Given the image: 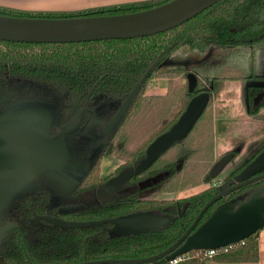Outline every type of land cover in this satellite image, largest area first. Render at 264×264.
<instances>
[{
    "label": "trees",
    "instance_id": "obj_1",
    "mask_svg": "<svg viewBox=\"0 0 264 264\" xmlns=\"http://www.w3.org/2000/svg\"><path fill=\"white\" fill-rule=\"evenodd\" d=\"M168 1L171 0H146L58 12H23L0 6V14L37 18L117 15L146 10ZM207 46L216 50L213 55ZM179 50L193 52L201 60L188 68L180 63L168 65L167 61L178 55ZM258 50H264V0H219L174 28L133 39L59 44L0 40V112L20 103L53 105L52 122L46 130L49 137L59 136L72 118L81 113L76 133L67 137V145L70 163L83 171L69 198L55 200L46 175L36 173L31 187L0 210V226L12 225L0 234V264L134 260L153 257L168 249L219 189L203 188L182 199L167 200L142 199L140 194L152 190L178 192L201 181L210 182V170L219 160L213 158L211 95L222 88L225 80H245L248 114L262 118L259 112L264 109V76L257 75L254 69ZM207 55L210 59L203 60ZM189 74L195 77L192 88L187 79L183 85L172 81ZM153 76L168 79L164 95L147 94ZM252 80L262 84H251ZM200 93H207L209 102L191 131L173 140L151 165L127 179L121 191L98 198L95 192L108 178L126 168L137 169L146 158L147 146L176 123L190 100ZM123 103L126 104L120 120L103 134V126L113 119ZM92 115L100 119V125L88 124ZM263 149L264 142L231 169L224 182L232 175L241 174ZM108 155L122 164L103 178L101 160ZM186 170L195 177L202 175L201 180L190 182L189 177L182 175ZM154 177L158 181L144 184ZM262 182L245 185L227 198L213 202L197 226L228 199L241 195L246 198L253 185ZM138 212L165 215L170 219L161 228L124 235L110 233L113 227L110 221L76 228L61 227L43 219L52 216L94 222ZM261 229L227 250L218 251L212 258L191 252L174 264H205L208 260L256 262ZM141 264L171 263L162 258Z\"/></svg>",
    "mask_w": 264,
    "mask_h": 264
},
{
    "label": "water",
    "instance_id": "obj_2",
    "mask_svg": "<svg viewBox=\"0 0 264 264\" xmlns=\"http://www.w3.org/2000/svg\"><path fill=\"white\" fill-rule=\"evenodd\" d=\"M217 1L219 0H171L159 6L132 13L73 18L11 17L0 14V40L59 44L103 39H133V37H144L174 28ZM194 79V75H188L190 88L193 86ZM208 102L209 95L207 93L195 95L179 115L178 121L147 146L146 158L141 161L137 169H123L118 175L108 179L103 187L96 191V195L107 197L119 190L127 179L139 170L151 165L153 160L161 152H164L173 140L185 137L200 118ZM36 153L37 150L33 148L13 146L0 138V194L6 190L3 194L6 199L11 197L13 191L18 189L22 183L24 184L30 177L39 172L35 165L28 166L12 179L5 180L7 175L17 171ZM228 161V155L216 161L210 170V175L216 176ZM263 171L264 149L242 170L243 181L220 191L207 201L193 223L183 232V235L165 251L148 258L95 260V262H80V264H141L154 263V261L162 258L169 262V260L193 251L221 249L242 242L264 227V182L253 185L252 192L247 198L241 199L237 206L227 201L218 206L205 221L198 226L197 224L199 218L213 202L226 197L227 194L240 189L241 186L264 181ZM1 204L0 210L4 208V205ZM163 218H167L169 222V216L149 212H138V214L123 215L111 220L94 222H74L52 216H46L43 219L61 227L76 228L110 221L113 227L109 229V232L114 235H124L161 228L163 226L150 228V225L162 221ZM11 226L10 224L0 226V234Z\"/></svg>",
    "mask_w": 264,
    "mask_h": 264
},
{
    "label": "rangeland",
    "instance_id": "obj_3",
    "mask_svg": "<svg viewBox=\"0 0 264 264\" xmlns=\"http://www.w3.org/2000/svg\"><path fill=\"white\" fill-rule=\"evenodd\" d=\"M1 7H3V6H1ZM5 8H9V7H5ZM9 9H11V8H9ZM13 9L23 11V12H28V11L52 12L50 10L35 11V10H31V9L26 10V9H22V8L21 9L13 8ZM215 51L216 50H212L211 55H213L215 53ZM261 52H264V50H262ZM177 53H179V54L174 56V57H171L167 61L168 65H170V64L171 65H174V64L177 65L178 63H180V64H185V68H188L189 66L196 64L199 62V60H201L193 52L190 54L185 50H179ZM210 57L211 56L207 55V57H203V60L210 59ZM263 63L264 62L261 59V57L260 56L257 57V63H256L257 66L255 67L256 73L261 74V75H262V73H264V64ZM154 78H158V77L153 76L151 78V80L147 86L148 87V89H147L148 95H155V94L163 93V91L160 90L161 87L158 89L155 86H153V82H155L153 80ZM164 78H166V77H164ZM186 79L188 82V76L185 77V75H180L178 77H175L172 81L176 85H178V84L183 85L186 83ZM244 81L245 80H238V81H236V85L241 86L246 82V81L245 82ZM253 81L254 80L251 81V84ZM168 82L169 81L166 78V90L164 91V93H166V91L168 89V87H167ZM233 83H234V81H233ZM162 86H164V85H162ZM161 89H163V87ZM221 90H222V88H221ZM219 91L220 90H217L211 96L212 102H213V100L217 101L216 97H218V99H220L223 96V93H221L222 91H220V92ZM221 94H222V96H221ZM161 95H164V94H161ZM236 97L239 100L238 94ZM125 104L126 103L121 104L120 107L118 108L117 112L113 116V119L108 124L103 126L102 131H101L103 134H105L107 130H109L118 120H120V115L123 111ZM53 114H54L53 105H50L47 103L43 104V103H39V102H31V103L28 102V103L17 104L14 108L10 109L9 111L2 112V113L0 112V138H3L5 142L10 143L13 146H23V147H29V148H33L34 150H37V153L33 156L32 159H30L25 164H22V166H20L17 171H14L13 173L7 175L5 177V180H7V179L10 180L14 176L18 175V173L21 172L24 168H26L28 166L35 165L37 167V170L39 171L38 173L45 174L47 176V178L49 179L48 182H49L50 190L56 196L57 195L59 196V195L65 194L66 192H70L72 190V184H71L72 179H70L68 173L70 175H72V174L68 169H73V168L70 167V165H71L70 161H69L70 149H68L67 137L73 133H76V128L78 127V124L80 122L81 113H77L72 118V120L63 128V130L59 136L49 137L48 135H46V130H47V127L49 126V124L52 122ZM259 116L262 117V119H264V110L263 109L260 110ZM91 123L96 124V125H100L101 121L97 116L92 115L91 120H90V122H88V124H91ZM98 150H99V148H97L95 150V153ZM225 154H222L220 158L227 156L229 153L226 152ZM251 154H249V155H251ZM230 157H231V155H230ZM245 157H247V156H242V157L236 156L233 161H231L228 164H225L226 167L222 169L223 171L221 173H217L216 176H210L211 177L210 182L215 181L212 178L216 177V179H217L218 177L221 178L222 176H224V174L226 173V170H228L232 165L236 164V162L239 161L240 158H242V160H243V159H245ZM114 159L117 162H120V164H122V162L120 160H118L117 158L114 157ZM201 165L202 164L199 163V167ZM188 172H189L188 170L183 171L182 175L185 178L189 177L188 180H190V182L192 181L194 183L196 180H199V181L201 180L202 175H199V177H197V176L195 177L194 175L193 176L190 175L191 172H189V174H188ZM74 175L75 176L77 175V177H78L79 173L74 174ZM242 176H244V174H242L239 178H241ZM157 179H158L157 177H154L151 180L146 181L144 184H149V183L158 181ZM237 179H238V177L234 180H237ZM217 181H218V179H217ZM32 183H33V180H32V177H30L24 184L22 183V185L19 186L18 189L13 191L12 196L7 197V199L5 196H3L4 192L6 191V190H4V192L0 194V203H2L1 205H4V207H5V205L10 204V202L20 192H23L26 189H28L29 187H31ZM70 185H71V187H70ZM203 188H207V184L202 183V181H201L194 186L184 188V189H182V191L175 192L169 196H172L175 199H182V197H187L189 195L195 194V193H197V191L202 190ZM159 192H161V191H159ZM159 192H156V190H152L147 194L153 193L154 196L159 197L160 196ZM244 198H245V196H244ZM167 222H168V219L163 218L162 221L156 222V223H153V225H150V228L164 226Z\"/></svg>",
    "mask_w": 264,
    "mask_h": 264
},
{
    "label": "crops",
    "instance_id": "obj_4",
    "mask_svg": "<svg viewBox=\"0 0 264 264\" xmlns=\"http://www.w3.org/2000/svg\"><path fill=\"white\" fill-rule=\"evenodd\" d=\"M145 1L146 0H0V5L11 9L22 8L26 10H50L52 12H58ZM207 49L209 51L213 50L211 46H207ZM261 51L258 50L255 53L254 69L257 66V57L260 56L264 62V52ZM183 65L185 66V64ZM256 74L264 76V73H262V75ZM153 80L155 81L153 82V86L158 89L163 87V89L160 88V90L163 91L161 94H164L166 90V78L159 77ZM255 84L260 83L256 82ZM222 85V90L220 89V91H222L221 93H223V96L221 94L222 97L220 96V99L216 97L217 101L213 100L212 102V130L214 133L213 158L225 154L226 152H229V157L233 155V153H236V156H248L255 152L264 142V119L253 117L248 114L246 82L240 86L236 85V81L233 83V81L225 80ZM237 94L239 95V100L236 97ZM259 97L260 95L255 98L256 102L259 100ZM118 163L119 162H117L113 156H107V158L102 161L101 174L106 175L108 172L115 169ZM172 194L173 193L167 195L160 194L159 197L145 194L141 196L145 199H150L152 197L167 198L172 197L169 196ZM205 264H264V227L259 231L258 235V260L256 262L222 263L215 260H208Z\"/></svg>",
    "mask_w": 264,
    "mask_h": 264
},
{
    "label": "flooded vegetation",
    "instance_id": "obj_5",
    "mask_svg": "<svg viewBox=\"0 0 264 264\" xmlns=\"http://www.w3.org/2000/svg\"><path fill=\"white\" fill-rule=\"evenodd\" d=\"M256 82H258V81H253L252 82V84H255ZM247 83V82H246ZM259 83V82H258ZM248 85V84H247ZM256 85V84H255ZM257 85H261V84H257ZM214 93V92H213ZM213 93H212V95H213ZM211 95V96H212ZM213 128V127H212ZM213 141H214V133H213ZM69 149V148H68ZM213 151H214V149H213ZM227 153H229V152H227ZM69 155H70V151H69ZM222 155V154H221ZM221 155H219V156H217V157H214V160H218V158H220L221 157ZM108 156H112V155H108ZM236 157V153H233V155H231V157L229 158V160L230 161H228L226 164H228V163H230L231 161H233L234 160V158ZM105 158H107V157H105ZM105 158H103V159H105ZM103 159L101 160V165H100V176L101 177H103V178H106L107 176H109L110 174H112L118 167H119V165H120V162L116 165V167H115V169H113L112 171H110V172H108L106 175H102L101 174V167H102V161H103ZM240 161H242V158H240V160L239 161H237L236 162V164H234V165H232L228 170H226V173L224 174V176H222L221 178L220 177H218L217 179H218V181H217V179H216V177L215 178H212V179H214L215 181H211L210 183H207V188H211V187H215V188H217V189H219V192L220 191H223V190H226V188H228V187H230V186H233V185H235V184H238V183H240L241 181H243V176L241 177V178H239L243 173H242V171H241V174H238V175H232L230 178H229V180L228 181H226V182H224V180H225V178H226V176L228 175V173H229V171L231 170V169H233L235 166H237L239 163H240ZM71 164V163H70ZM70 167L71 168H73V169H68L70 172H71V174L72 175H70L69 173H68V175H69V177H70V179H72V190L74 189V186L76 185V183L78 182V180L80 179V177L82 176V174H83V171H82V169H80V168H76V167H74L73 166V164H71L70 165ZM225 167H226V165H225ZM224 167V168H225ZM69 168V167H68ZM223 170H221L219 173H221ZM74 173L75 174H78L79 173V175H78V177H77V175L75 176L74 175ZM113 177V176H112ZM112 177H110V178H112ZM238 177V179L237 180H234V179H236ZM46 178H47V176H46ZM110 178H108V179H110ZM48 179V178H47ZM48 181H49V179H48ZM47 184H48V187H49V182H47ZM206 184V183H205ZM70 187H71V185H70ZM241 187H243V186H241ZM241 189V188H240ZM72 190L70 191V192H66L65 194H63V195H55L52 191V194H54L55 196H56V199L55 200H57V199H64V197H71V194H72ZM122 190V188L120 187V190H116V191H121ZM239 190V189H238ZM116 191H114V192H116ZM200 191V190H199ZM235 191H237V190H235ZM113 192V193H114ZM150 191H148V192H145V193H141L140 194V198H142V194H146V195H154L153 193L152 194H147V193H149ZM156 192H159L158 190H156ZM198 192V191H197ZM232 192H234V191H232ZM232 192H230L229 194H227L226 195V197H224V199L225 198H227L228 196H230V194L232 193ZM252 192V191H251ZM250 192V193H251ZM96 193V192H95ZM112 193V194H113ZM160 194H163V195H167V194H169V193H175V192H167V193H165V192H159ZM249 193V194H250ZM69 194V195H68ZM111 195V194H110ZM97 196V195H96ZM98 197V196H97ZM98 198H102V197H98ZM175 199L174 197H163V198H156V197H152V198H150V199H147V200H152V199H156V200H161V199H163V200H167V199ZM142 199H145V198H142ZM221 199H223V198H221ZM241 199H244V196L243 195H241V196H239V197H236V198H231V199H228L227 201H230L231 203H233L234 204V206H237L238 204H239V202L241 201Z\"/></svg>",
    "mask_w": 264,
    "mask_h": 264
},
{
    "label": "built area",
    "instance_id": "obj_6",
    "mask_svg": "<svg viewBox=\"0 0 264 264\" xmlns=\"http://www.w3.org/2000/svg\"><path fill=\"white\" fill-rule=\"evenodd\" d=\"M234 245H236V244H234ZM230 246H232V245H229L228 247H230ZM228 247H224V248H221V249H213V250H199V251H193V252H195L196 255L201 254V255H203V256H205V257H207V258H212V257H214V255H215L216 253H218V251H220V250H227ZM190 253H191V252H190ZM190 253H186V254H184L183 256L177 257V258H175V259H173V260H169V263H171V264L177 263V262L180 261L182 258H184L185 255H188V254H190Z\"/></svg>",
    "mask_w": 264,
    "mask_h": 264
}]
</instances>
